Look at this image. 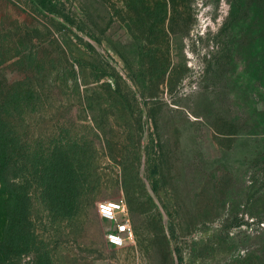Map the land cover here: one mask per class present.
Wrapping results in <instances>:
<instances>
[{
  "label": "rangeland",
  "instance_id": "rangeland-1",
  "mask_svg": "<svg viewBox=\"0 0 264 264\" xmlns=\"http://www.w3.org/2000/svg\"><path fill=\"white\" fill-rule=\"evenodd\" d=\"M0 149V264H264V0H0Z\"/></svg>",
  "mask_w": 264,
  "mask_h": 264
},
{
  "label": "built area",
  "instance_id": "built-area-1",
  "mask_svg": "<svg viewBox=\"0 0 264 264\" xmlns=\"http://www.w3.org/2000/svg\"><path fill=\"white\" fill-rule=\"evenodd\" d=\"M98 215L110 222L106 229L104 238L112 246H121L130 234L128 219L124 212V201L122 197L108 198L96 203Z\"/></svg>",
  "mask_w": 264,
  "mask_h": 264
},
{
  "label": "trees",
  "instance_id": "trees-1",
  "mask_svg": "<svg viewBox=\"0 0 264 264\" xmlns=\"http://www.w3.org/2000/svg\"><path fill=\"white\" fill-rule=\"evenodd\" d=\"M0 172H1V166H2V151L0 149ZM0 177H1V173H0Z\"/></svg>",
  "mask_w": 264,
  "mask_h": 264
}]
</instances>
